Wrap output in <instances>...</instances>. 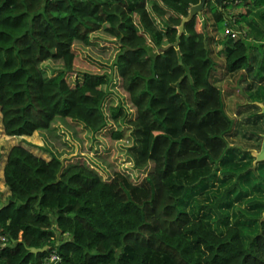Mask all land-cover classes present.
<instances>
[{"label":"trees","instance_id":"obj_1","mask_svg":"<svg viewBox=\"0 0 264 264\" xmlns=\"http://www.w3.org/2000/svg\"><path fill=\"white\" fill-rule=\"evenodd\" d=\"M199 2L0 0L4 134L59 136V124L76 122L97 135L109 123L124 125L136 174L114 171L105 180L85 163L13 146L0 207V234L10 244L0 247V264H44L54 249L61 264H264V161L252 152L264 135V0H209L187 20ZM233 7L244 14L233 18ZM208 13L225 31L217 41L204 33ZM99 32L118 42L116 75L73 77L75 45L91 46ZM213 41L222 47V73ZM240 73V83L253 73L243 89L250 104L237 109L244 140L253 142L246 150L230 146L239 123L218 85ZM116 81L132 115L109 97ZM112 135L121 140L125 131ZM214 188L211 204L195 203Z\"/></svg>","mask_w":264,"mask_h":264},{"label":"rangeland","instance_id":"obj_2","mask_svg":"<svg viewBox=\"0 0 264 264\" xmlns=\"http://www.w3.org/2000/svg\"><path fill=\"white\" fill-rule=\"evenodd\" d=\"M244 12V9L233 7L226 13L233 15V18L235 17L236 19L240 14H244ZM207 18L209 19V23L207 30L205 29L204 33L210 35L215 41H217L222 38L225 31L216 30L215 22L209 13L207 14ZM199 28L203 29V27ZM228 28L235 34L243 36L244 30L241 31L240 28ZM246 31L247 29L245 27V32ZM91 39L92 44L89 47H85L80 44L75 45L77 59L75 62L73 77L75 75L81 76L84 73L94 75L108 73L115 76L116 67L114 66V62L119 48L118 42L107 36L104 32L93 34ZM212 48L214 51L213 57L220 68V73H222L224 71V64L217 56L218 53L222 51V47L214 43ZM45 66H47L50 70H57L61 67L57 62H48ZM242 73H240L239 76L238 74L234 77L227 76L224 81L222 83L219 82L218 85L223 89L228 115L236 122V124L239 123L235 127L236 135L229 138L230 146L246 150L244 146L248 147V149H253L252 145H248L253 142L244 140L245 135L243 130L247 128L246 124H244L242 120V117L237 114V109L241 105L250 104L248 92L243 91V89L245 87L247 88V83L252 82V75L254 72L247 75L244 83H240ZM256 82L258 83V80ZM111 91L112 93L109 97L114 101V103L118 104V102H122L129 110V114L132 115L134 110H132V107L129 104L128 95L122 91L118 81H116L115 85L111 88ZM259 108L264 111V104H259ZM69 123L71 126H68L63 122L58 125L59 136L50 134L41 135L36 133L32 137L10 138L4 134L0 111V207L6 204L9 196V191L4 184L3 168L10 149L16 145H22L34 154L46 160H50L52 155H55L62 158L65 163H85L90 167L95 168L105 180H109L114 171H122L125 173L129 172L136 178V174L134 172L132 173V163L127 155V149L132 144V141L130 139V130H128L126 126L109 123L106 130L100 134L93 135L84 131L83 126L79 123ZM240 124H242V127H240ZM117 130L125 131V137L123 139L116 140L112 137V132ZM252 152L255 157L259 153V151L255 150ZM107 155V160L102 158V156ZM109 163H112L114 166H111ZM215 191L216 189L214 188L203 193H199L194 198L195 203H201L204 205L211 204V201L214 199L213 192ZM210 192L211 194L206 195V193Z\"/></svg>","mask_w":264,"mask_h":264},{"label":"water","instance_id":"obj_3","mask_svg":"<svg viewBox=\"0 0 264 264\" xmlns=\"http://www.w3.org/2000/svg\"><path fill=\"white\" fill-rule=\"evenodd\" d=\"M208 1L209 0H200L199 4L193 6L190 9V15H189V18L187 20H191L196 15H200L203 12V10L205 9V6H206ZM213 1L215 3H217L218 5L222 6L225 0H213ZM262 112L264 114V111H262ZM263 161H264V135H263V142H262L261 150L258 153V155L255 157V163L263 162ZM47 250H48V248H44V249H41V250L40 249L39 250L31 249V252L34 253V254H37V253H43V252H45Z\"/></svg>","mask_w":264,"mask_h":264},{"label":"built area","instance_id":"obj_4","mask_svg":"<svg viewBox=\"0 0 264 264\" xmlns=\"http://www.w3.org/2000/svg\"><path fill=\"white\" fill-rule=\"evenodd\" d=\"M237 34H232L233 38H236ZM10 244V240L6 235L0 234V247H6ZM62 259L57 250L54 249L50 252L49 256L45 260L44 264H61Z\"/></svg>","mask_w":264,"mask_h":264},{"label":"crops","instance_id":"obj_5","mask_svg":"<svg viewBox=\"0 0 264 264\" xmlns=\"http://www.w3.org/2000/svg\"><path fill=\"white\" fill-rule=\"evenodd\" d=\"M7 159V158H6ZM6 164V163H5ZM4 167H5V165H4ZM3 172H4V168H3ZM4 178V177H3Z\"/></svg>","mask_w":264,"mask_h":264}]
</instances>
